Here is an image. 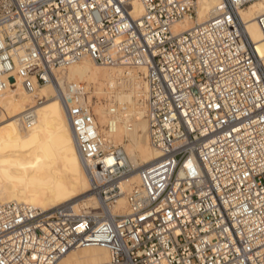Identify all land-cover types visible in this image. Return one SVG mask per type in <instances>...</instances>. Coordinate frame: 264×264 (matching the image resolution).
Returning <instances> with one entry per match:
<instances>
[{"label":"built area","instance_id":"built-area-1","mask_svg":"<svg viewBox=\"0 0 264 264\" xmlns=\"http://www.w3.org/2000/svg\"><path fill=\"white\" fill-rule=\"evenodd\" d=\"M198 1L0 0V92L57 89L104 203L76 212L69 203L44 210L0 201V264H57L87 246L109 253L94 264H264V61L239 14L250 0H220L208 19L175 32L177 21L197 16ZM257 23L264 36V10ZM83 58L135 68L146 84L158 156L138 168L129 191L134 167L105 137L117 105L65 79ZM44 98L35 93L34 103ZM102 102L104 128L93 108ZM33 119L28 106L21 121ZM122 194L130 212L110 213Z\"/></svg>","mask_w":264,"mask_h":264},{"label":"bare ground","instance_id":"bare-ground-1","mask_svg":"<svg viewBox=\"0 0 264 264\" xmlns=\"http://www.w3.org/2000/svg\"><path fill=\"white\" fill-rule=\"evenodd\" d=\"M219 1L199 0L197 16L177 21L173 30L181 32L208 19ZM263 10L262 0H250L239 14L245 23L246 33L264 61V36L257 23V17ZM140 14L142 8L136 4V15ZM65 79L86 82L95 95L106 97L117 105L115 130L105 137L122 145L120 150L124 158L134 167L124 183L125 191H129L133 184L139 182L138 168L158 156L148 139L143 78L135 68L103 66L83 58L67 68ZM35 93L45 96L41 103H34ZM28 106L33 109L34 119L30 126H25L21 115ZM93 108L98 123L104 128L107 123L106 105L95 103ZM104 160L111 165L115 158L108 153ZM101 190L91 184L89 171L76 146L65 103L57 96L54 86L44 84L36 92H29L16 84L14 88L0 92L1 202L27 204L44 210L69 203L76 212H92L98 206L104 208ZM109 212H130L125 194L110 204ZM108 257L105 248L87 246L72 249L57 264H94L106 261Z\"/></svg>","mask_w":264,"mask_h":264},{"label":"rangeland","instance_id":"rangeland-1","mask_svg":"<svg viewBox=\"0 0 264 264\" xmlns=\"http://www.w3.org/2000/svg\"><path fill=\"white\" fill-rule=\"evenodd\" d=\"M246 5H247V4H246ZM138 73H139V75H141V73H140L139 71H138ZM141 77H142V75H141ZM139 101H140V100H139ZM132 117H133V116H132ZM132 120H133V119L131 118V121H130L131 123H132ZM119 145L122 146L121 144H119ZM86 195H88V193H86ZM89 210H90V208H89Z\"/></svg>","mask_w":264,"mask_h":264}]
</instances>
